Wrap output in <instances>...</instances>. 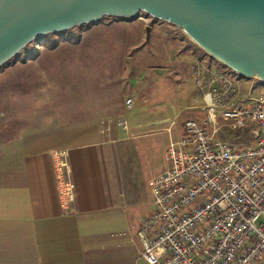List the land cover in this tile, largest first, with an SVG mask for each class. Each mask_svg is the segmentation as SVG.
<instances>
[{
    "label": "built area",
    "instance_id": "built-area-1",
    "mask_svg": "<svg viewBox=\"0 0 264 264\" xmlns=\"http://www.w3.org/2000/svg\"><path fill=\"white\" fill-rule=\"evenodd\" d=\"M210 56V55H209ZM193 64L202 120L189 119L169 138L165 164L147 179L151 213L133 228L146 264H264V94L242 103V78L210 56ZM132 100L125 102L132 108ZM251 128L252 142L224 136ZM128 132L123 117L98 131ZM60 206L76 212V188L66 150L51 152Z\"/></svg>",
    "mask_w": 264,
    "mask_h": 264
},
{
    "label": "rangeland",
    "instance_id": "rangeland-1",
    "mask_svg": "<svg viewBox=\"0 0 264 264\" xmlns=\"http://www.w3.org/2000/svg\"><path fill=\"white\" fill-rule=\"evenodd\" d=\"M211 59L173 24L143 12L132 18L105 16L37 38L0 67V109L6 112L11 103L9 117L18 120L16 116L24 113L21 123L37 124L45 114L46 126L54 128L125 117L130 111L125 106L128 99L132 107L156 103L173 115L171 140L176 141L177 127L189 119H203L204 103L195 89L193 64ZM241 80L238 100L242 103L264 94L259 79ZM14 104L19 105L15 111ZM0 122L10 124L5 119ZM163 127L156 123L149 127L154 134L139 139L140 148L129 149L123 161L124 178L134 181L140 192L165 164L170 139ZM250 131L224 138L247 146L252 142Z\"/></svg>",
    "mask_w": 264,
    "mask_h": 264
},
{
    "label": "crops",
    "instance_id": "crops-1",
    "mask_svg": "<svg viewBox=\"0 0 264 264\" xmlns=\"http://www.w3.org/2000/svg\"><path fill=\"white\" fill-rule=\"evenodd\" d=\"M7 111L0 109V120L10 123L0 122V264H146L131 233L151 213L149 188L140 192L126 181L123 161L129 149L140 148L139 139L154 134L149 127L155 123L173 137L169 108L134 104L123 116L129 131L105 134L98 122L48 128L45 114L37 124L21 123L24 113L17 120ZM54 150L68 152L76 188L72 215L60 206Z\"/></svg>",
    "mask_w": 264,
    "mask_h": 264
},
{
    "label": "water",
    "instance_id": "water-1",
    "mask_svg": "<svg viewBox=\"0 0 264 264\" xmlns=\"http://www.w3.org/2000/svg\"><path fill=\"white\" fill-rule=\"evenodd\" d=\"M141 12L180 28L241 78L264 83V0H0V67L37 38Z\"/></svg>",
    "mask_w": 264,
    "mask_h": 264
}]
</instances>
